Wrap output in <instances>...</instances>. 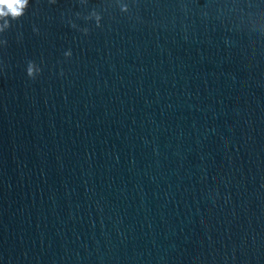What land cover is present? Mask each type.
I'll use <instances>...</instances> for the list:
<instances>
[{
  "label": "water",
  "instance_id": "95a60500",
  "mask_svg": "<svg viewBox=\"0 0 264 264\" xmlns=\"http://www.w3.org/2000/svg\"><path fill=\"white\" fill-rule=\"evenodd\" d=\"M7 19L0 264H264V0Z\"/></svg>",
  "mask_w": 264,
  "mask_h": 264
},
{
  "label": "clouds",
  "instance_id": "9594fccd",
  "mask_svg": "<svg viewBox=\"0 0 264 264\" xmlns=\"http://www.w3.org/2000/svg\"><path fill=\"white\" fill-rule=\"evenodd\" d=\"M27 4L28 0H0V18H5L4 27H10L8 17H11V20H17L23 16ZM27 74L30 77L33 75V66L31 63L28 66Z\"/></svg>",
  "mask_w": 264,
  "mask_h": 264
}]
</instances>
